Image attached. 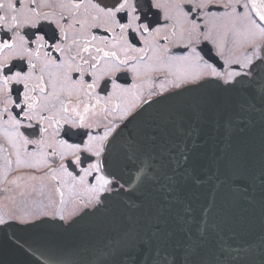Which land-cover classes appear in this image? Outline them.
<instances>
[{"label": "snow or ice", "instance_id": "6c2138e0", "mask_svg": "<svg viewBox=\"0 0 264 264\" xmlns=\"http://www.w3.org/2000/svg\"><path fill=\"white\" fill-rule=\"evenodd\" d=\"M229 34L250 51L226 52ZM160 40L187 50L168 57L180 61L171 86L149 88L101 133L97 107L128 92L130 74L163 64ZM5 52L9 141L52 148L73 183L56 188L60 210L0 216V232L13 229L23 247L17 224L70 232L100 218L110 236L90 264H264V0H0ZM209 139L222 147L204 163ZM76 184L86 199L65 213Z\"/></svg>", "mask_w": 264, "mask_h": 264}, {"label": "flooded vegetation", "instance_id": "af4514ba", "mask_svg": "<svg viewBox=\"0 0 264 264\" xmlns=\"http://www.w3.org/2000/svg\"><path fill=\"white\" fill-rule=\"evenodd\" d=\"M41 10L45 12L52 11L48 8ZM56 11L60 12L61 9H56ZM230 11L231 9L221 8L218 10V13L223 15ZM77 28H79V25H77ZM221 33L223 34L222 28L214 32L213 35L219 39L222 36ZM69 35L71 38V30L69 31ZM234 39L229 34L225 48L226 52L231 49L234 56L240 57L250 51L247 44L234 43ZM159 43L161 45L167 44L170 49L167 56L163 58V64H157V70L155 71L142 72L139 75L130 74L132 78L128 80L126 85L129 89L128 92L120 93L119 98L113 97V100L107 104L103 100L101 101V105L97 107L98 115L95 117L96 121L100 124L98 131L102 133L104 130L103 126L109 122L123 124L124 121L120 120L122 110L133 104H138V98L146 96L149 88L159 89L161 85H164L165 88L171 86L170 82L176 78L172 72L179 70L180 61L175 59L168 60V57L185 55L187 50L181 51L175 41L165 42L160 40ZM6 55H11V53H0V60H3ZM53 55L55 56L56 54L53 53ZM169 65L175 67L170 70ZM72 75L73 79H75L77 74L73 73ZM45 82H47V76ZM133 84L137 85L138 88H132L131 85ZM79 99L87 101L88 98L81 95ZM73 102H77L75 97H73ZM91 102L95 103L94 100ZM114 104H120V109H115L113 107ZM136 110L138 108L133 109L134 112ZM6 119L7 117L0 119V216L8 219L11 214L16 217L32 220L34 217L41 216L46 211L60 210V198L56 192V188L60 186L61 181L66 185H71L73 183L71 177L60 173L59 157L49 155L53 150L52 148L36 145L23 146L19 143L14 145L11 143L5 131L9 127L5 123ZM53 147H55L54 142ZM18 159L19 163H17ZM64 163H67V160ZM54 175L57 179H53ZM64 191L66 193V203L63 208L65 213L73 211L76 206V197H84L86 199V193L79 184H76L73 189L71 198L67 196V187H65ZM42 194L44 196L42 208L40 206L36 208L34 210L35 214L29 217L19 214L17 211V208H19V205H17L18 201L22 203L25 198L37 199ZM52 201L56 203L52 204Z\"/></svg>", "mask_w": 264, "mask_h": 264}, {"label": "water", "instance_id": "95a60500", "mask_svg": "<svg viewBox=\"0 0 264 264\" xmlns=\"http://www.w3.org/2000/svg\"><path fill=\"white\" fill-rule=\"evenodd\" d=\"M139 121L133 122L124 131L135 133ZM245 136L251 133L243 134ZM215 140L209 139L198 152L206 153L204 163H210L213 154L219 155V148ZM23 224L16 225V236L21 241H27L23 247L16 244L8 232H0V264H34L40 252L49 258V264H90L95 261L99 249L110 236V229L106 221L100 218H86L81 225L70 232L56 230L26 229ZM39 249V251H37Z\"/></svg>", "mask_w": 264, "mask_h": 264}, {"label": "rangeland", "instance_id": "374dc122", "mask_svg": "<svg viewBox=\"0 0 264 264\" xmlns=\"http://www.w3.org/2000/svg\"><path fill=\"white\" fill-rule=\"evenodd\" d=\"M222 34V33H221ZM239 44H245L242 41H238ZM246 45V44H245ZM41 199V200H40ZM44 196H40L37 199L33 198H25L23 199V202L21 203L18 201L17 205H19V208H17V211L22 216L29 217L32 214H35L34 210L38 208L39 206L42 208L44 203Z\"/></svg>", "mask_w": 264, "mask_h": 264}, {"label": "bare ground", "instance_id": "6f19581e", "mask_svg": "<svg viewBox=\"0 0 264 264\" xmlns=\"http://www.w3.org/2000/svg\"><path fill=\"white\" fill-rule=\"evenodd\" d=\"M179 68H180V66H179Z\"/></svg>", "mask_w": 264, "mask_h": 264}]
</instances>
